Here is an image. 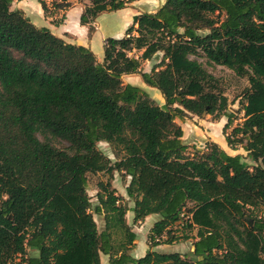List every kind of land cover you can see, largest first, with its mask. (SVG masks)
I'll list each match as a JSON object with an SVG mask.
<instances>
[{"label":"trees","instance_id":"1","mask_svg":"<svg viewBox=\"0 0 264 264\" xmlns=\"http://www.w3.org/2000/svg\"><path fill=\"white\" fill-rule=\"evenodd\" d=\"M14 1L0 0V264H101V255L109 264H264V218L256 217L264 206V0H165L134 15L123 37L107 38L102 63L11 10ZM57 1L55 10L87 1L79 22L92 34L100 14L136 0ZM199 58L247 79L243 120L229 134V101ZM131 74L164 104L123 84ZM205 116L225 118L227 146L246 156L213 142L188 153L175 120ZM100 142L113 149V164ZM100 172L129 177L134 223L160 216L143 257L130 254L129 209L110 182L98 184L92 205L87 179ZM93 214L103 216L101 231ZM179 223L196 230L190 258L155 250L189 239L175 235Z\"/></svg>","mask_w":264,"mask_h":264},{"label":"rangeland","instance_id":"2","mask_svg":"<svg viewBox=\"0 0 264 264\" xmlns=\"http://www.w3.org/2000/svg\"><path fill=\"white\" fill-rule=\"evenodd\" d=\"M31 0H27V2H30ZM38 1V0H37ZM46 5V13H43L45 17L52 18L51 23L57 24L58 21H60L59 15L55 16L53 13L55 10L52 6L53 1L58 2L57 0H43ZM137 2L135 4L128 3L126 4V8L135 9L137 13H154L158 8L161 7V5L164 3L165 0H136ZM39 6L41 7L40 3L38 2ZM134 5V6H133ZM17 7L11 6V10H17ZM42 10V7H41ZM43 11V10H42ZM53 11V12H52ZM128 10L124 11H115V12H105L98 16V23L100 25V31L96 33L94 37L95 45L96 47L101 48V52H103V47L101 46V37L103 36H111L115 32H117L123 23V14L127 12ZM135 13V12H130ZM137 15V14H136ZM31 18V21H33V17ZM132 18L130 23L127 27H125V30L131 25ZM95 30V24L92 26ZM116 35V33L114 34ZM96 47H93V51H97ZM93 53V52H92ZM95 55V54H94ZM158 56L154 57L151 61L144 62L141 72L148 71L152 68L153 64L156 61L160 60L161 54H157ZM96 59L97 62L102 63L103 55L96 53ZM199 62L203 65L205 70L213 75L215 80L217 81L218 87L224 92L225 96L227 97L229 101V106L227 109V115H230L232 119V124L229 127V129L226 130V133L229 134L231 129L237 125H240L243 120V115L240 112V104L239 101H241V95L244 93V91L248 87V82L246 78H240L237 77L231 70L222 67V66H214L212 64H208L207 61L203 58H199ZM140 75V74H139ZM123 84H125L126 80H122ZM147 90L145 91L151 100H153L157 105L162 106L164 104V100L160 94V92L157 89L146 87ZM224 121L226 122L225 118ZM221 120V119H220ZM220 120H216L212 118L211 116H205L202 119H198L195 117H187L184 120L180 121L179 119L175 120V123L178 124L181 128L184 129L185 138L183 140V143L189 147L188 153H192V148L198 144V140L200 139L203 141V144L205 142H214V138L224 136L223 133V127L220 128ZM208 136L210 138H208ZM38 139L41 141L46 140L42 135H38ZM49 142L54 145L56 148L59 149H66L68 147V144L65 141L62 140H56V139H48ZM98 150L105 155L108 159H110L111 163L113 164L116 161V158L114 157L113 149L110 145L104 142H100L97 144ZM246 162V159H244ZM250 162V161H249ZM248 163V162H247ZM250 165V163H248ZM110 179V180H109ZM88 182H87V193L90 197V201L92 205H95L97 203L95 195L99 191L98 184L99 183H106L110 182L111 187L116 191V194L120 196L123 199V203L126 205V207L129 209L130 206H132L133 200L129 199L126 195L125 186H126V180L125 177H123L121 174L114 172L113 176L110 178L109 175H107L104 172L96 173L93 175L88 176ZM257 218H264V206H261L258 208L256 212ZM93 218L96 222L98 231H101L104 228V220L103 216H98L93 214ZM129 226L132 229V231L136 235V239L134 243L137 245V248L141 246L144 242H147V246H149L148 241V235L146 234L145 228L139 229V226L132 222V220H129ZM174 233L176 236L181 237L182 235L186 234L188 235V240H183L181 238H178L176 242H173L172 244H165V245H171L168 248H163L164 253H170L174 251H179L181 254H186L187 257H191V252H189L191 248V241L194 240V236L196 233V230L193 229L192 231L188 230L187 228H184L182 223L177 224L174 226ZM150 232V231H149ZM146 235L147 240L145 241L144 236ZM164 245V244H163ZM162 246V245H161ZM147 250L144 251V253L140 256H138V252L135 253L136 258L143 257L146 254ZM102 263L106 264V258L107 256L101 255Z\"/></svg>","mask_w":264,"mask_h":264},{"label":"crops","instance_id":"3","mask_svg":"<svg viewBox=\"0 0 264 264\" xmlns=\"http://www.w3.org/2000/svg\"><path fill=\"white\" fill-rule=\"evenodd\" d=\"M137 1L132 2L133 4H135ZM87 4V1H83V2H77V1H70V6L66 9H58V10H53L52 12L55 13V16L59 15L60 21H58L57 24H53L51 23V19L49 17H45L43 14V11L41 10V7L38 4L37 0H31L30 2H27V0H21V1H14L12 6L17 7V10H20L23 12L24 16L36 27L38 28H46L48 29L53 35H55L58 38H61L63 41L73 44V45H77V46H83L86 47L88 49H90L93 54L99 53L100 55H103V52H101V48L100 47H96L95 45V41H94V37L96 35V33H98V31H100V25L98 23V17L94 20V22L92 23V26H94L95 24V30L92 34H89L88 32V27L87 26H81L79 19L80 16L83 12L84 6ZM134 6V5H133ZM134 7L131 8H124L122 10H117V11H124V10H128L127 12H125L123 14V23L121 25V28L115 32L116 35H111V36H103L101 37V46L103 47L104 41L107 38H121L124 35L125 32V27L128 26V24L131 21V18L134 15H138V14H142V13H137V11L135 9H132ZM130 12H135V13H130ZM29 17H33V21H31V18ZM132 24V23H131ZM93 47H96L97 51H93ZM157 54H161V53H157ZM158 55H155V57ZM161 57V56H160ZM97 60V59H96ZM145 62H149V61H145ZM159 61H156L154 64L158 63ZM144 64V62H143ZM142 64V66H143ZM153 64V65H154ZM141 66V68H142ZM151 70V69H150ZM150 70L148 71H144L143 73H148L150 72ZM126 80L125 84H130L132 86H136L144 91L147 90V85L144 84L141 76L139 74H131V75H124L122 76V80ZM149 87V86H148ZM155 89V88H154ZM243 115V112H241ZM196 118V117H195ZM226 122L224 121V119L220 120V128H222L224 126ZM183 130V138L182 140H184L185 138V134H184V129L182 127ZM208 138H210L208 136ZM198 140V144H196L195 148L198 149L200 147L201 144H203V141H201L200 139ZM214 142H216L215 144H217L224 152H226L228 155L230 156H235V155H240L245 157L246 153L239 147H235L234 149H231L227 146L224 136L221 137H216L213 139ZM246 162L252 164L251 162H249L248 159H246ZM126 183L128 184L129 181V177H125ZM126 184V186H127ZM125 186V188H126ZM133 207V203L132 206L129 207V211L126 212L125 215V219L127 224L129 225V220H132L133 222V212L130 210ZM160 219L159 215H150L147 216L145 219L136 222V224L139 226V229H144L147 230L146 234H149L150 229L152 228V226L154 225L155 222H157ZM134 223V222H133ZM135 224V223H134ZM175 228V227H174ZM145 241L147 240L146 235L144 236ZM191 241V248L189 250V252H193V242L195 240L192 241V239H190ZM171 245H159L155 248L156 251L162 252L163 248H168ZM149 247L147 246V242L143 243L141 246H139L137 248V245L134 243L130 254L133 258H136L135 253L138 252V256L142 255L144 253L145 250H148ZM164 253V252H162ZM170 253H179L181 254L179 251H174V252H170ZM187 254V253H186ZM186 254H181V255H186ZM140 258V257H138ZM101 264L102 263V258H101ZM106 264L108 263V258H106Z\"/></svg>","mask_w":264,"mask_h":264},{"label":"built area","instance_id":"4","mask_svg":"<svg viewBox=\"0 0 264 264\" xmlns=\"http://www.w3.org/2000/svg\"><path fill=\"white\" fill-rule=\"evenodd\" d=\"M155 241H158V239H156Z\"/></svg>","mask_w":264,"mask_h":264}]
</instances>
